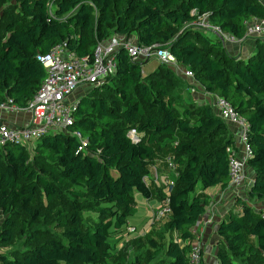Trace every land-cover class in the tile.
<instances>
[{
  "label": "trees",
  "instance_id": "trees-1",
  "mask_svg": "<svg viewBox=\"0 0 264 264\" xmlns=\"http://www.w3.org/2000/svg\"><path fill=\"white\" fill-rule=\"evenodd\" d=\"M16 8L0 25V102L11 98L18 108L26 106L46 74L38 55L56 43L91 56L99 40L116 34L132 35L139 45L165 44L205 92L233 105L247 121L252 153L246 168L252 178L249 183L244 179L247 198H235L239 210L218 223L223 242L217 257L220 264H264V209L245 203L264 201V40L257 37L254 52L242 58L231 55L219 35L210 38L188 26L196 13H207L210 25L241 38L245 21L264 18V2L17 0ZM116 58V71L77 99L68 131L48 133L32 143L0 145V264H105V259L190 264L196 239L191 228L209 203L204 190L229 187L228 157L235 140L227 122L208 104L182 101L183 81L171 66L159 61L144 74L146 60H132L123 48ZM131 128L139 141L129 138ZM74 131L86 140L82 149ZM161 155L173 157L177 170L166 196L152 178ZM135 193L146 199L154 194L160 207L170 208L157 219L159 227L146 233L151 252L145 261L133 254L126 258L109 242L112 230L126 227ZM84 198L86 209L98 215L90 226L81 220ZM48 204L58 206L62 232L38 240L33 226L47 216ZM18 237L25 239L22 248L12 246ZM247 239L254 244L247 245ZM138 240L125 243L136 248Z\"/></svg>",
  "mask_w": 264,
  "mask_h": 264
},
{
  "label": "built area",
  "instance_id": "built-area-1",
  "mask_svg": "<svg viewBox=\"0 0 264 264\" xmlns=\"http://www.w3.org/2000/svg\"><path fill=\"white\" fill-rule=\"evenodd\" d=\"M52 5V2L48 3L49 10ZM195 12V9L191 10V13ZM245 25L244 35L237 38L231 34L223 33L216 26L210 25L207 13H196L195 20L188 24V26L205 32H214L223 39L225 44L227 42H239L248 36L264 39V18L253 17L245 21ZM120 48H123L134 61L139 58L144 60L156 58L171 66L178 74L184 77H193L192 71L189 68H181L175 57L165 47L157 43L148 46L139 45L132 35L119 36L114 34L99 40L91 56H79L68 50L65 42L56 43L47 52L38 55V59L45 67L46 74L38 90L27 101L26 106L18 108L11 98L0 102L1 110L23 109L30 116L28 124L24 126H11L6 122H0V145L7 142L32 143L46 135L50 129H54V132L68 131L74 122L73 109L77 103V99L71 98L72 93L80 86H93L101 83L113 74L117 68L116 53ZM69 97L72 101L67 100ZM213 99L218 115L240 128L239 134L243 153L238 155L235 150H232L228 157L229 188H238L244 182V170L252 153V148L246 142L247 121L237 113L233 105L224 97L213 95ZM72 134L81 139L79 132L74 131ZM127 134L133 142L140 140L135 128L129 129ZM81 144L79 149L86 146V140L81 139ZM167 162L170 168L175 166L171 157H167ZM152 173L153 180H156L158 171L155 167H153ZM147 179L144 177V181ZM172 185L173 182L169 181L167 187L170 188ZM169 212L170 208L167 204L159 206L154 210L152 218L160 219ZM126 230L127 233H133L136 228L129 226ZM196 240L189 252V263L204 264L202 251Z\"/></svg>",
  "mask_w": 264,
  "mask_h": 264
},
{
  "label": "crops",
  "instance_id": "crops-1",
  "mask_svg": "<svg viewBox=\"0 0 264 264\" xmlns=\"http://www.w3.org/2000/svg\"><path fill=\"white\" fill-rule=\"evenodd\" d=\"M261 1L264 2V0H261ZM252 18L253 17H251V19ZM256 39L257 37L248 36L247 38L239 42L227 43L225 44V46L231 55L239 56V57L241 56L242 58H246L250 55L251 52L252 53L254 52L255 46H256ZM184 79H185V82L191 85L192 87V89L188 88V91L189 92L191 91L192 93V99H194L196 102H199V103H205L204 100L206 101L207 97H210L212 100V105H209V104L208 105L213 106L214 110H216V107L213 104L214 99H213L212 94L205 92L203 88L201 87V85L197 83L196 80L193 79V77H186ZM81 92L83 91L77 92L76 95L73 93L71 98L77 99L79 95L81 94ZM29 119H30L29 114L23 109H18L14 111L0 109V122H6L11 126H24L28 124ZM227 124L235 140L234 150L238 153V155H241L243 153V150H242L243 147H242V142L240 140V134H239L240 128L239 126L232 124L230 122H227ZM157 171H158V178L156 180L155 179L153 180L154 184L156 185V187L161 188L162 193L166 196L168 194V189H169L167 187V184L169 181H172V179L170 177V174L165 172L164 169L159 168L157 169ZM251 178H252V172L250 168H245L244 170L245 181L249 183ZM211 188L209 189L207 188L206 190H204V193L209 198H212V199L208 203L209 208L206 206L205 213L195 223L196 226H200L203 224L202 226L204 229L203 233H199L196 243H198L202 249L201 251H202V258H203L204 264H220V261L217 257V248H218L220 236L216 232V229H217L219 221L222 218L226 217L231 211L239 209V204L235 203L236 195L232 191L231 188L229 189V187H226L225 189H222L219 185L213 186ZM134 199L135 201H138V206L140 203V205H144L143 208L145 209L150 208L151 214L150 216H148V218L145 221L146 225L142 226V229L140 231H137V227L134 226L136 230L133 233H127L124 230V228L121 232L117 233L118 236L123 237L127 241L129 239L139 237L146 232H149L148 230L151 227L150 223L152 221L151 218L153 217L154 210L160 205V202L157 201L156 195L154 194L150 199H146L140 195L138 196V198L136 197V195H134ZM151 200H154L155 204H151L150 203ZM234 207H237V208H234ZM127 224L132 225L129 223V221L127 222Z\"/></svg>",
  "mask_w": 264,
  "mask_h": 264
},
{
  "label": "rangeland",
  "instance_id": "rangeland-1",
  "mask_svg": "<svg viewBox=\"0 0 264 264\" xmlns=\"http://www.w3.org/2000/svg\"><path fill=\"white\" fill-rule=\"evenodd\" d=\"M16 1L17 0H7V1L6 0H0V25H3V21H4L3 19H6V17H4V16H7L9 13L17 10V8H16ZM248 20H250V19H248ZM206 35L208 37H210V38H215V36H216V34L214 32H212V31H207L206 32ZM230 43H234V42H230ZM160 46L165 47V44L162 43V44H160ZM250 54H252V52ZM137 60L143 61L144 59L139 58ZM158 62H159V60L156 59V58L147 59L145 62H143V67H142V70L143 71L142 72L144 74H146V72L151 71L153 68L157 67V65L159 64ZM181 68H183V67H181ZM180 77L182 78L181 81H183L181 83V87H182V90H183V93H182L183 100L182 101L183 102L184 101L185 102H188V101H190L192 99V93H191V91L190 92L188 91V88H191L192 89V87H191V85H189L188 83L185 82V79L184 78H186V77H184L183 75H180ZM91 86L92 85H83V86H80L73 93L76 95L77 92L83 91L79 95V97H80L83 94H85L91 88ZM177 91L178 90H175L174 89L172 91V93L175 92V94L177 95L178 94ZM67 100L72 101V99L70 97ZM207 100L206 101L204 100V102L206 104L212 105L211 98L210 97H207ZM175 105H176L177 111L180 113L181 107H182L181 104L177 103ZM210 107L213 110V112L218 115L217 111L214 110V107L213 106H210ZM53 132H54V129H50L48 133L50 134V133H53ZM167 157H171V156H166V155L158 156L155 159V163H156V166L158 167V169L159 168L160 169H164L165 172H167L168 174H171L172 175L171 176L172 177L171 179L174 182L175 177H176V174H177V170H176L175 166H173L171 168L169 167V164L167 162ZM171 159H173V157H171ZM199 187L200 186L198 184L197 185V188H199ZM211 187H213V186H211ZM211 187H208V189L211 188ZM245 189H246V184H245V181H244V184L241 187H239V188H233L232 191L235 193L236 196H238L240 198H247L246 195H245L246 194L245 193L246 192ZM135 195L138 198V196L140 194L136 193ZM211 199L212 198H209L208 202H210ZM141 200H143V199H141ZM85 201H86L85 198L84 199H81V202L84 203L83 208H82V211H81V220H82V223H83L84 226H90V225H93L95 223V221L98 218V215H97L96 212L90 211V210H87L86 209V202ZM136 202L137 203H136V206L134 207V211H133L132 215L129 216L128 221H129L130 224H132L133 226L137 227V231H140L142 229V226L146 225V222L145 221L148 218V216H150L151 211H150V208H147V209L143 208L144 205H140V203H139V206H138V201H136ZM150 203L151 204H155V201L154 200H151ZM245 203L251 205L252 208H254L255 210L264 209V201H261V202H257V201L250 202L248 200ZM207 207H208V205H207ZM234 208H237V207H234ZM56 209H58V206L57 205L48 204L46 206V209H45V211L47 212V216L41 218L33 226L34 227V230H33L34 233L35 234L36 233H39L40 236H41L38 240L44 238L46 235H49V236L50 235H57V236H60L61 235V232H62V226H61L62 225V222L61 221H63V219H61L60 217H57V215L55 214ZM151 220H152L151 223H150V226L151 227H150V229L148 231H150V230L152 231L153 230L152 228H153L154 225L159 227L158 224L161 223V221L159 223H157L156 222L157 220L156 219H153V218H151ZM132 225L127 224L126 227L124 228L125 231H127L126 230L127 227L132 226ZM202 225H200V226L194 225L191 228V232L193 234H195V238L196 239H198L199 233H203V231H204ZM193 230H194V232H193ZM31 233H33V232H31ZM146 233H144V234H146ZM144 234H142V235H144ZM147 237L149 238L150 235L146 234L145 236H139L138 247H136L137 248L136 249L135 246L133 245V243H131V242L125 243L127 240L124 239L121 236H118L117 235V231L112 230V232L110 234V237H109V242L112 245L113 244L116 245L117 248H119L118 250L120 252L122 250V254L126 258L131 257V255L133 254V255H136V256L140 257V259L142 261H145V260H147V254H149L151 252V250L148 248V245H147ZM221 241L223 242V238H220L219 242H221ZM246 242H247V245L254 244V240L253 239H247ZM24 243H25V239L23 240V237H18L17 241L15 243H13L12 246L15 247V248H22V245ZM1 247L6 248L7 246L3 245ZM200 249H201V247H200ZM244 251H246V250H244ZM104 263L105 264H117L113 259H105L104 260ZM59 264H64V263L61 262Z\"/></svg>",
  "mask_w": 264,
  "mask_h": 264
}]
</instances>
